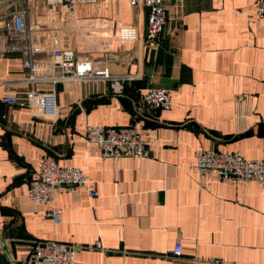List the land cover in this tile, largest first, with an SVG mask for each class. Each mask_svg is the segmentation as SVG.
Wrapping results in <instances>:
<instances>
[{
    "label": "crops",
    "instance_id": "1",
    "mask_svg": "<svg viewBox=\"0 0 264 264\" xmlns=\"http://www.w3.org/2000/svg\"><path fill=\"white\" fill-rule=\"evenodd\" d=\"M163 4L156 52L145 44L146 10L129 0H29L34 57L51 75L61 76L54 51L69 48L80 61L107 58L110 72L128 80L122 89L102 79L38 84L56 94L57 115L46 119L3 102L26 100L30 86L22 56L0 55V264H31L48 241L76 248L75 264H264V185L201 177L195 156L264 161V20L255 0ZM149 88L170 90L171 109L143 106ZM88 125L135 129L150 157L104 159L85 139ZM45 159L82 169L98 197L77 189L34 204L29 191ZM51 210L61 211L58 223Z\"/></svg>",
    "mask_w": 264,
    "mask_h": 264
},
{
    "label": "built area",
    "instance_id": "2",
    "mask_svg": "<svg viewBox=\"0 0 264 264\" xmlns=\"http://www.w3.org/2000/svg\"><path fill=\"white\" fill-rule=\"evenodd\" d=\"M21 1L24 7L15 5ZM51 6L95 4L99 0H38ZM130 5L146 10L145 44L156 52L161 47V35L167 24V12L163 0H129ZM256 18L264 20V0H255ZM6 10H13L6 12ZM29 0H0V32L6 27V34L0 46V55L7 52L19 53L23 58V67L28 72L26 82L30 86L26 100L6 96L3 102L10 106L30 108L37 111L43 118L54 119L57 115L56 94L39 92L38 84H57L66 82H83L95 79L112 81L122 89L128 77L112 74L107 68L108 60L101 61L88 58L80 61L75 49L54 51L52 64L60 71L57 77L48 71L34 57L35 43L32 28L29 24ZM141 104L145 107L170 110L172 93L168 89L149 88L141 96ZM85 139L101 149L104 159L119 160L122 158L146 159L150 157L148 142L135 129L128 127H105L88 125ZM196 167L201 177L216 175L222 181L240 180L255 181L264 185V161H249L238 153H222L214 150H198ZM90 177L79 167L60 166L54 160L42 161L38 180L32 185L29 196L37 205L53 203L62 191L75 194L77 189H86L91 198L98 197V192L90 187ZM47 216L56 223L60 221L61 211L51 210ZM97 249L102 250L98 243ZM78 250L57 241H48L37 245L34 249L31 264H75ZM182 255V244L177 243L173 250L176 258ZM222 261L212 259L211 263Z\"/></svg>",
    "mask_w": 264,
    "mask_h": 264
},
{
    "label": "rangeland",
    "instance_id": "3",
    "mask_svg": "<svg viewBox=\"0 0 264 264\" xmlns=\"http://www.w3.org/2000/svg\"><path fill=\"white\" fill-rule=\"evenodd\" d=\"M39 86V85H38ZM40 86H42V85H40Z\"/></svg>",
    "mask_w": 264,
    "mask_h": 264
}]
</instances>
